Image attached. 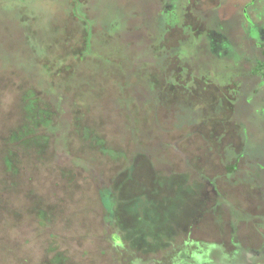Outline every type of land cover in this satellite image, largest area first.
I'll list each match as a JSON object with an SVG mask.
<instances>
[{"label": "rangeland", "instance_id": "374dc122", "mask_svg": "<svg viewBox=\"0 0 264 264\" xmlns=\"http://www.w3.org/2000/svg\"><path fill=\"white\" fill-rule=\"evenodd\" d=\"M79 1L84 12L91 5L96 20L88 50L83 23L65 14L64 2L24 0L30 9L22 13L14 1L0 0V264H57L59 254L61 264H133L134 250L139 264H174L170 259L185 242L223 246L210 252L211 262L199 264H264L263 186L243 181L252 172L247 155L232 173L227 170L229 153L243 146L228 103L231 86L184 78L172 55L191 32L198 46L197 35L209 31L199 16L207 9L225 14L224 29L214 37L220 46L230 37L227 27L231 34L241 29L242 5L249 0H186L182 20L166 26L162 41L154 36L165 0ZM255 14L249 12L253 22ZM245 36L244 58L254 53L262 59L251 45L264 47L262 36ZM49 42L58 43L57 56L35 60ZM190 49L195 56L205 53L202 46ZM241 59L235 74L251 67ZM186 60L192 67V57ZM35 63L53 74V86L63 88L68 104L56 108L36 85L42 80ZM240 83L239 91L264 95L262 76ZM29 90L59 126L56 132L41 128L53 145L41 165L32 142L13 140L26 125ZM88 131L102 144L85 137ZM9 151L15 154L12 169L3 160ZM106 188L122 197L143 196L141 219L108 218L99 198ZM183 251L175 264H192L181 262Z\"/></svg>", "mask_w": 264, "mask_h": 264}, {"label": "trees", "instance_id": "16d2710c", "mask_svg": "<svg viewBox=\"0 0 264 264\" xmlns=\"http://www.w3.org/2000/svg\"><path fill=\"white\" fill-rule=\"evenodd\" d=\"M10 1H14L15 3H17L19 5V10L22 13L23 12L25 13L27 11V9H30L29 7L27 8V3L29 2V0L27 3H25L24 0H10ZM59 1L64 2L61 4H64V6H62V7L65 11V14L68 13L69 15H71L72 17L77 19V21L83 23V30H85L84 32H86L85 44H84L85 47L84 48H85V50H88L89 45H90V43H89V41H90L89 29L91 26L96 24L95 18L92 17V15L90 13L91 5H89V10L84 12V10H83L84 5L79 0H72V3H69L70 0H59ZM173 1H175V3H173ZM165 2L168 4L170 3L171 5L176 4L175 5L176 9H175V11H173L172 14H170V12L164 13L162 8L159 9V14L164 15L163 16L164 20H163L162 28H161L160 23H161L162 17L159 19L160 20L159 21V28H158L159 35L158 36L155 35L154 37H155V39L161 40V41L163 40V35L165 32L164 30H166V26H168V25L173 26V25L178 23V20H182V8L186 4V0H181V1H179V0H177V1L176 0H165ZM249 2H251V1H248V3ZM263 2H264L263 0L262 1L256 0V2L252 5V7L249 8L252 11L256 12V16L260 15L261 20L262 19L264 20V3ZM86 3H87V1H86ZM87 5H88V3H87ZM242 7H243V5H242ZM174 15H176V16L179 15V17H178V19L172 21V19L174 18ZM31 16L34 17V13ZM244 16H245V14H244ZM241 18H242V16H241ZM263 23H264V21H263ZM214 24H216V22ZM99 26L101 27L102 25L99 24ZM218 26L219 25H215V26L212 25V30L217 31L220 28ZM105 29H107L108 31H111L109 28H105ZM160 30L162 31L161 34H160ZM111 33H112V31H111ZM145 33L146 34L148 33L149 34L148 36H150V37L152 36V32H145ZM197 36H202L201 39L198 40L200 43L198 44L197 47H195L196 42L194 40V37H196V35L192 34V32H191V33H189V35L186 39H184L180 44H178L176 46V48H173L172 55L174 57H176L180 61V63L182 64V68H183L182 73H184L183 77L184 78L190 77L191 79L197 80L196 82H200V83L206 82V83H209L210 85H215L218 87L231 86L230 87L231 88V91H230L231 99H229L228 103L231 104V108L234 111V113L232 115V121L238 126L240 138H241L242 142L244 143L243 146L246 147L243 150L245 151V153H247L248 151H250V152L255 151L256 153L260 154L261 156L264 155V100H258L259 93H257L256 94L257 96H255V98H254L253 92H249V90L244 91L242 89H241V91H239V89L237 87V85L240 83L239 81L241 78H242V81H244L245 79L246 80L251 79L252 77H255V75L256 76L260 75V76H262V78H264V47L260 46L261 49L258 48L259 42L256 44L257 47H256V45L254 46L253 44H251L255 50H258L259 56L262 57V59H259L256 56H254L253 52H252L253 53V55H252L253 59H250V57H251L250 55H248V57L250 56L249 58H244V56L238 57L237 50L236 49L234 50V48H232V47H231V51L227 52L225 55H223L220 52L216 55V53L212 52V50L214 49V43H213L214 39L212 37H210V33L203 31V32L199 33ZM146 38H148V37H146ZM142 42H144V38H142ZM57 44L58 43H52V42L47 43L45 45V49L47 51H50V54H48L47 51L45 50V54H43L41 56H36L35 60L49 58L50 56H53V55H55L53 57H56L57 56L56 54H58L60 52ZM192 46L195 49L199 48L201 46L205 47V53L204 54L199 53L197 56L192 55V50L190 49V48H192ZM250 53H251V51H250ZM190 57H192V67L187 66L184 63V62H186V64H187L188 60H186V59L190 58ZM241 58L244 59L246 64L251 63V67H250V69L242 71L243 74H235V72H237V70L239 69L240 63L242 62ZM60 59H62V58H60ZM34 65H35V67H34L35 74H38V76H40L41 80H42L40 86L36 83L35 84L38 87H40L41 90H43V93L45 95L47 94V96H49L50 102L51 103H58L57 107H56L58 109L62 108L63 105L65 106L66 104H68V100H67L68 97L66 95H64L63 92H61L63 88L62 87L60 88V85H54L53 86V84H55V83H53V81L56 79V78L52 77L53 74H50V75L46 74L43 71V69H41V67L37 63H35ZM30 82H31V84H34L32 81H30ZM170 82H172V80H170ZM154 85L157 86V82H155ZM158 85H159V83H158ZM150 86H152V85H150ZM189 88L192 90V86ZM47 89H48V91H47ZM146 91H147V95L149 94L148 95L149 97L153 95L152 98L154 99V95H155L154 91L149 89V87H148V89H146ZM29 92H31V91L30 90L27 91V94L30 98H32V100H28V105H29L28 108L30 109V111L24 114V120L26 122L25 123L26 125L20 126L18 129L15 130L13 140H16V137L17 138L21 137L22 139L25 138L27 140V142H32L35 146L34 149L37 150L34 152L35 153V160L38 163H40V165H41L45 161V159L49 156L47 154L48 149L50 147L52 148V146H53L49 143V139L46 136V134L44 135L43 133L40 132L41 128L48 130V131L53 130L54 132H56V129H58L59 126L58 125L54 126L51 123V121L49 120L50 118L48 117V116H50L49 112L46 111L42 107L39 108L38 107V102H39L38 99L39 98H37V96L35 97V94H33V93L29 94ZM25 99H27V96H25ZM34 102H35V106L33 107L32 104ZM234 106H235V109H233ZM61 112H62V110H59V113H61ZM62 117L64 118L65 115H62ZM86 133L87 134L85 135V137H91L93 140L96 141V143L98 145L102 144L101 141L97 140L96 137H93L89 133V131ZM252 137H254L253 140H251ZM243 154L244 153L241 152L238 155L241 156ZM14 155L15 154H13L12 151H9L3 157L4 163L8 169L13 168V163L15 161ZM248 157L252 158L251 155H248ZM263 159H264V157H263ZM263 159H261L260 161L264 162ZM235 167H236V165H231V166L229 165L227 167V170L231 171L230 173H232V171H234ZM133 186H136V184H133ZM116 190H119V192H120V189L117 188ZM114 192H115L114 189L111 190L110 188H108V189L106 188L104 190H99V198H100L103 210H104L105 214H107V217L110 219L112 218L113 221L116 223L121 222V219L124 220L125 218H136L137 217V219H141L142 209L144 208L145 203H147L145 198L143 196H135L133 198V196L131 197L129 195L122 197V196L116 195ZM169 198L172 200V197H170V196H167L166 200ZM170 210H172V207L170 208ZM232 210L229 209V212H231ZM236 219L238 220V218H236ZM239 219H241V218L239 217ZM129 230L131 231L132 235L135 234L136 229L133 226ZM153 234H155V232H153ZM113 236H115L117 239H119L120 242L122 243V237L117 236V235H112V237ZM235 245H238V244H235ZM183 246L184 247H183L182 251L186 250V251H183L185 256H184V258H181L180 260H181V262H183L186 259L187 260L192 259V264L211 262L212 261L211 256H209L210 252L212 250L215 252L216 246L223 247L217 243H206V242L202 243V245L197 243V242L196 243L193 242L192 247L189 243L185 242V244H183ZM182 251L179 250V252H177V253L179 254ZM135 254H136V252L134 250L133 254H132L133 255L132 256V262H133V264H134V262H135V264H139V262L141 261L140 260L141 258ZM178 254H176V256H172L171 259L169 257V259L172 263L175 264V262H178V261H176ZM56 256H55V258L58 262L57 264H61L64 259L60 258V254L56 255ZM134 257H136V258H134ZM261 264H263V263H261Z\"/></svg>", "mask_w": 264, "mask_h": 264}, {"label": "flooded vegetation", "instance_id": "af4514ba", "mask_svg": "<svg viewBox=\"0 0 264 264\" xmlns=\"http://www.w3.org/2000/svg\"><path fill=\"white\" fill-rule=\"evenodd\" d=\"M249 1H251V2L248 3L246 1L244 3V5H243L242 9H241V16L244 19L242 21V23H241L242 25L240 26L241 29L233 30V34H231L232 30L229 27H227L228 31H225V32H227V35L230 36V37H228V39L221 40V45L220 46L217 45L218 41L213 40L214 49L212 50V52L216 53V55L219 52L222 53L223 55H225L227 52L231 51V47H232V48H234V50L235 49L237 50L238 57L239 56L243 57L244 48L242 47V45L244 44L243 39L246 37L245 36L246 33H248L251 38L252 37L253 38L254 37L255 38L256 37L260 38L262 36L261 39L264 40V23L262 24V26L260 25L261 24L260 15L256 16V14H255V17L257 18L256 22H253V18L251 17V15H249V12L251 11V9H249V8L252 7V5L256 2V0H249ZM173 3H175V1H173ZM161 4H162L161 8L164 11V13L170 12V14H172L173 11H175V9H176V6H175L176 4L171 5L170 3L168 4L165 1L162 2ZM216 13H217V15H216ZM197 14H199V13L195 14V18L196 19H197ZM244 14H245V16H244ZM163 16L164 15H162V17ZM199 16H204V19H207V21H206L207 23H206L205 26H206L207 30H209L208 32L210 33V37H212L213 39H214V37H216V35H218V33L215 30H212V25H214V26L215 25H219L218 27H220V28L218 30H223L224 28H222V27H224V26H223L222 23L223 22H227V20L225 19V14L224 13L222 14L218 10L213 12V10L207 9V15L206 16L203 15V14H200ZM175 17H176V15H175ZM215 22H216V24H214ZM226 24H229V23H226ZM222 32L225 33L224 31H222ZM236 42H237V44H236ZM249 42L251 43V41H249ZM258 48H260V43H259ZM239 82H242V78L240 79ZM240 84L241 83H239L238 85H240ZM257 92H253L254 93V98H255V96H257L256 95ZM259 95H258V100H264V95H262V96L260 95L262 98ZM241 142H242V140H241ZM241 144L244 145L243 142ZM244 148H246V147H244V146L240 147V151L238 153H235V155H233V152H230L229 154L232 157L230 156V157H227V158L230 160V162L233 160L232 165H237L241 160H244V159L246 160V155H247V157H248V155H251L252 158L248 157V159L251 161L250 164H251V167H252V172H250V176H248V174L245 175V176L243 175V181H245V179H248L250 181V183H252V184L260 185L261 187L263 186L262 190H264V162L260 161L261 159H263L264 155L261 156L260 154L256 153L255 151H252V152L248 151L247 152L248 154H247L243 150ZM229 149H230L229 147L226 148V150L228 152H229ZM241 152H243L244 154L239 156L238 154L241 153ZM211 192L216 193V192H214V189H212ZM204 198H207V195ZM202 213L203 212L201 211L199 213L200 215L197 216L198 220L201 218ZM197 219L194 220L195 223L197 222ZM199 244L202 245V243H199ZM257 255L258 256L261 255V249L260 248L257 250ZM257 264H261V263L257 262Z\"/></svg>", "mask_w": 264, "mask_h": 264}]
</instances>
